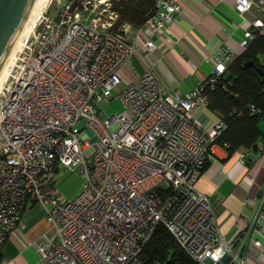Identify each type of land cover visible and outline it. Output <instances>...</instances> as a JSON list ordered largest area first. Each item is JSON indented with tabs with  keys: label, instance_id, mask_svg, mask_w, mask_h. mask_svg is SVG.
I'll use <instances>...</instances> for the list:
<instances>
[{
	"label": "built area",
	"instance_id": "1",
	"mask_svg": "<svg viewBox=\"0 0 264 264\" xmlns=\"http://www.w3.org/2000/svg\"><path fill=\"white\" fill-rule=\"evenodd\" d=\"M60 5L54 16L46 9L22 38L0 93V248L24 228L29 205L38 204L51 226L35 242L38 264H143L159 224L195 264H247L246 250L263 258L264 188L233 241L219 232L214 208L196 189L228 127L223 119L202 121L205 86L186 94L166 89L152 67L123 85L121 72L141 46L151 51L172 40L179 0H156L138 28L107 3L101 11L91 0ZM236 8L242 15L264 10V0H237ZM254 28H264V19L245 31L244 50ZM236 57L221 56L206 79L210 89ZM113 92L124 111L104 119L95 106ZM261 112L250 107L252 115ZM235 151L244 164L246 152ZM59 165L84 177L74 199L57 186Z\"/></svg>",
	"mask_w": 264,
	"mask_h": 264
},
{
	"label": "crops",
	"instance_id": "2",
	"mask_svg": "<svg viewBox=\"0 0 264 264\" xmlns=\"http://www.w3.org/2000/svg\"><path fill=\"white\" fill-rule=\"evenodd\" d=\"M179 3L181 11L172 28V40L159 42L151 51L141 46L140 53H134L121 72L123 85L136 82L152 67L166 89L186 94L206 81L224 53L241 55L245 31L255 18L264 19V10L257 8L240 14L237 0H179ZM253 32L264 37V28H254ZM202 121L208 123L204 115ZM257 124L261 131L259 139L251 147L242 144L239 148L247 154L244 164L236 151L231 152L218 142L209 166L196 183L197 191L214 208L217 228L228 241H233L250 224L264 188V117ZM234 130L246 133L237 126ZM248 138L246 143L250 141ZM238 139L234 133L233 140ZM248 199L252 203L245 204ZM260 225L264 227V219ZM50 231L44 208L30 204L24 228L15 230L1 246L0 264H38L35 242ZM256 253L246 250L243 257L247 264H264V257Z\"/></svg>",
	"mask_w": 264,
	"mask_h": 264
},
{
	"label": "trees",
	"instance_id": "3",
	"mask_svg": "<svg viewBox=\"0 0 264 264\" xmlns=\"http://www.w3.org/2000/svg\"><path fill=\"white\" fill-rule=\"evenodd\" d=\"M79 1L75 0L76 3ZM155 10L156 0H126L118 4L121 21L130 22L136 28L142 26ZM254 35V40L228 66L214 89H210L207 81L202 83L209 98L208 106L218 111L223 116L220 119L227 122L228 127L217 139V143L229 144L231 152L238 150L242 144L251 147L261 134L257 122L264 117V75L258 72V68L264 72V37L259 32ZM248 62H253L255 66H246ZM251 106L262 112L252 115ZM240 111L244 112L239 117ZM236 126L246 133L236 132ZM234 133L239 137L238 140H233ZM247 137L250 139L249 143L245 142ZM209 163L210 161L207 162L205 170ZM141 258L143 264H195L162 224L157 226L151 240L143 249Z\"/></svg>",
	"mask_w": 264,
	"mask_h": 264
},
{
	"label": "rangeland",
	"instance_id": "4",
	"mask_svg": "<svg viewBox=\"0 0 264 264\" xmlns=\"http://www.w3.org/2000/svg\"><path fill=\"white\" fill-rule=\"evenodd\" d=\"M72 0H52L48 6V14L54 16L57 12V9L61 6L60 3L70 2ZM85 1V0H80ZM93 3H98L97 11H101L104 7H106L105 3L109 4V11L118 12V4H122L123 1L126 0H104V2L99 3V0H91ZM60 2V3H59ZM118 3V4H117ZM115 7L117 9H115ZM120 9V8H119ZM120 14V13H119ZM260 60H263L262 56L258 57ZM113 98H104L100 102H98L95 106V110L100 114V116L104 119H107L113 115H119L124 111V105L117 94V92H113ZM204 119L218 122L220 113L218 111L212 110L209 106H206L203 111ZM84 124L78 126V129H82ZM57 176V186L61 193L67 199H74L81 191L82 184L84 182V177L78 171H71L69 169L64 168L62 165H59L56 170Z\"/></svg>",
	"mask_w": 264,
	"mask_h": 264
},
{
	"label": "water",
	"instance_id": "5",
	"mask_svg": "<svg viewBox=\"0 0 264 264\" xmlns=\"http://www.w3.org/2000/svg\"><path fill=\"white\" fill-rule=\"evenodd\" d=\"M35 0H0V70ZM254 67L253 62L246 63ZM258 72L264 75L261 68ZM258 150V146L254 147Z\"/></svg>",
	"mask_w": 264,
	"mask_h": 264
},
{
	"label": "bare ground",
	"instance_id": "6",
	"mask_svg": "<svg viewBox=\"0 0 264 264\" xmlns=\"http://www.w3.org/2000/svg\"><path fill=\"white\" fill-rule=\"evenodd\" d=\"M52 0H35L33 6L31 7L21 30L13 43L8 56L3 63L0 70V93L8 79L9 66L13 63L17 53L22 48V38L30 32L31 26L34 21L48 8Z\"/></svg>",
	"mask_w": 264,
	"mask_h": 264
}]
</instances>
